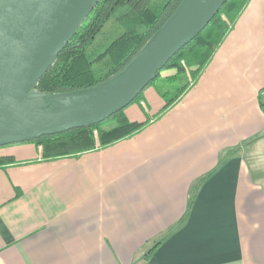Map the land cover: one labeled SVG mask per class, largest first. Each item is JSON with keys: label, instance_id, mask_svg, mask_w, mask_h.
I'll return each mask as SVG.
<instances>
[{"label": "crops", "instance_id": "obj_1", "mask_svg": "<svg viewBox=\"0 0 264 264\" xmlns=\"http://www.w3.org/2000/svg\"><path fill=\"white\" fill-rule=\"evenodd\" d=\"M164 105L147 86L142 127L79 154L0 146V264H264V0Z\"/></svg>", "mask_w": 264, "mask_h": 264}, {"label": "water", "instance_id": "obj_2", "mask_svg": "<svg viewBox=\"0 0 264 264\" xmlns=\"http://www.w3.org/2000/svg\"><path fill=\"white\" fill-rule=\"evenodd\" d=\"M98 0H0V146L89 126L127 107L226 0H181L111 81L49 94L36 84ZM38 99L36 106L27 102Z\"/></svg>", "mask_w": 264, "mask_h": 264}, {"label": "trees", "instance_id": "obj_3", "mask_svg": "<svg viewBox=\"0 0 264 264\" xmlns=\"http://www.w3.org/2000/svg\"><path fill=\"white\" fill-rule=\"evenodd\" d=\"M180 1L98 0L55 62L38 80L36 89L49 94L80 92L111 81L142 51ZM247 2L226 0L208 24L149 82L147 86L153 85L164 101L163 111L195 83ZM165 69H174L175 73L160 77ZM142 93L134 101L139 100ZM141 127L142 124L129 120L121 109L101 122L43 135L29 142L41 146L43 158H54L103 147ZM10 160L0 158V165ZM161 242L157 240L145 247L142 264H146Z\"/></svg>", "mask_w": 264, "mask_h": 264}, {"label": "bare ground", "instance_id": "obj_4", "mask_svg": "<svg viewBox=\"0 0 264 264\" xmlns=\"http://www.w3.org/2000/svg\"><path fill=\"white\" fill-rule=\"evenodd\" d=\"M37 104H38V99H36V97L27 102L28 106H36Z\"/></svg>", "mask_w": 264, "mask_h": 264}, {"label": "built area", "instance_id": "obj_5", "mask_svg": "<svg viewBox=\"0 0 264 264\" xmlns=\"http://www.w3.org/2000/svg\"><path fill=\"white\" fill-rule=\"evenodd\" d=\"M94 133H95V131H94ZM39 148H40V146H39Z\"/></svg>", "mask_w": 264, "mask_h": 264}, {"label": "rangeland", "instance_id": "obj_6", "mask_svg": "<svg viewBox=\"0 0 264 264\" xmlns=\"http://www.w3.org/2000/svg\"><path fill=\"white\" fill-rule=\"evenodd\" d=\"M40 149H41V147H40Z\"/></svg>", "mask_w": 264, "mask_h": 264}]
</instances>
